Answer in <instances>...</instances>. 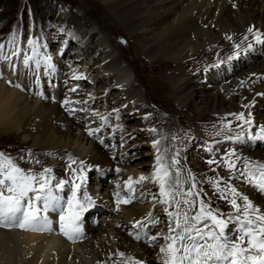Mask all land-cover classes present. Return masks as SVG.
I'll use <instances>...</instances> for the list:
<instances>
[{
    "label": "snow or ice",
    "instance_id": "obj_1",
    "mask_svg": "<svg viewBox=\"0 0 264 264\" xmlns=\"http://www.w3.org/2000/svg\"><path fill=\"white\" fill-rule=\"evenodd\" d=\"M31 28L30 22L29 37L24 42L25 46H21L19 28L11 34L7 44L0 43V65L12 68L18 63L21 68L27 69L31 77L26 84H22L18 77L15 82L9 81L10 85L21 90L34 89L33 94L46 100L56 99L54 91L45 95L44 85L47 83L50 88L56 89L58 66L48 50L49 43L44 39L43 30L41 29L38 36L33 37ZM58 30L65 36L75 39L74 33L62 26H59ZM246 33L241 37L243 45L235 43L234 53L213 67L230 64L241 56L247 57L250 52H255L257 46H264V31L250 26ZM226 38L229 41L233 40L232 35ZM60 43L67 47L64 41ZM41 76L46 79L42 81ZM0 77L7 79L3 71H0ZM72 79L79 81L87 77L73 70ZM78 88L79 85L72 87L70 91L76 93ZM73 104L78 107H72ZM62 106L67 108L69 114L80 111L85 116L98 118L100 127H88L87 134L104 148L115 152V133L122 134L125 128L116 123L112 129L114 135L109 138L113 141L111 147L105 143L104 135L112 127L113 117L119 121V109L101 115L84 106L81 101H71L67 98L62 100ZM251 106L243 107L248 109ZM229 115L241 122L239 125L241 131H235L230 123L222 119L219 125L213 126L216 129L214 135L222 137L224 141L241 145L246 142H264V122L255 124L251 114L246 116L244 112ZM149 118L150 114L144 116L145 120ZM254 126L258 127V132H253ZM147 130L156 137L151 141V147L155 152L151 175H141L138 179L130 176L123 185L126 191H121V185L117 184V190L112 195L115 197L116 210H119L121 204L127 205L133 200L143 198L142 189L145 182L157 186L159 199L157 200L156 196L152 198L166 214L168 231L166 234H154L160 221L149 212L144 219L137 220L131 225L129 235L151 247H155L158 240L162 239L165 242L159 248L157 264H264V206H260L256 196H253L255 192L260 199H264V162L242 157L235 148H230L217 160L215 153L219 149L216 148V144L220 141L207 145L205 150L213 157L207 163L222 166L230 174L226 178L213 177L206 181L214 188L219 198L231 207V211L225 212L218 206L213 207L210 198L205 199L207 197L203 189L205 181L198 182L190 169H184L180 149L171 144L176 137L161 134L155 127ZM162 141L169 143L164 144ZM125 143L127 141L121 138V146ZM44 155L55 154L48 152ZM28 156L34 158L31 152ZM20 159L24 160V157L21 156ZM121 159H127V153L122 154ZM35 163L39 164V159H35ZM66 163L70 169V176L61 179L51 167H45L38 172L26 170L5 152L0 151V228L53 233L55 231L53 225L58 223L59 232L69 241L75 243L86 238L85 213L96 207V200L89 194L87 187L88 172L93 166L70 155L66 158ZM120 171L118 167L115 169L117 173ZM233 179L249 185L252 192L245 194L239 191L230 182ZM137 186L141 188L139 194ZM50 213L58 214V220H54ZM113 256L114 259L110 258L103 264H144L141 259H134L123 251H118Z\"/></svg>",
    "mask_w": 264,
    "mask_h": 264
},
{
    "label": "bare ground",
    "instance_id": "obj_2",
    "mask_svg": "<svg viewBox=\"0 0 264 264\" xmlns=\"http://www.w3.org/2000/svg\"><path fill=\"white\" fill-rule=\"evenodd\" d=\"M104 5L106 10L122 23L130 40L136 42L133 43L132 50L120 54L99 70L94 71V73L97 72V79L105 78L109 87L115 83L114 87L116 86L119 93L123 94L120 96L125 98L122 105L127 102L132 103L136 112L142 115L146 114L145 109L147 108L152 109L153 112L159 111L160 117L162 112H169L177 117L179 125L182 127L187 126L194 120L198 111L191 103V97L196 90L195 78L206 77L211 82L208 88L215 91V95L206 101L205 108L211 115L204 116V119L208 122L202 123L207 130L204 131L203 127H200L202 125L191 126L184 130L189 132L188 135L218 141L219 136L213 134L215 132L213 126L221 123L219 118H223L225 122L226 119L232 117L229 115L230 113L244 112L246 116L251 114L255 124L264 122V114H258L264 105V95H260L264 94V62L257 61L260 66L254 72L248 73V70L241 71V69L237 71L239 64L245 59L255 60V53L261 46H257V50L250 52L247 57L241 56L238 60L231 61L230 64L213 67L214 64L234 53L235 43L243 45L241 37L247 34L246 30L250 26H255L257 29L264 31V0H105ZM228 35H232L233 40L229 41L226 38ZM249 38L251 39V36ZM113 42L115 41L113 40ZM129 49H131V46ZM141 55L144 56V60L140 58ZM151 59L157 60L154 63L157 66L156 71H159L156 76H153L155 84L149 88L146 83H141L144 84L148 94L154 95L156 103L149 104L146 94L145 101L140 103L136 86L141 83L137 84V78L133 83H127L129 78H127L128 74L125 67H134L135 71H138L141 68L137 65L139 60L145 65L146 61ZM0 71H3L4 76H7V79L0 77V86L18 92L26 102L27 107L26 119L21 128L15 132L2 135L13 137L19 132L26 133L29 135L27 141L30 138H35L33 154L43 156L44 153L51 152L55 155H46V158L56 160L60 157L66 159L69 155L75 158L76 154H72L74 148H66L69 144L74 146L81 140L80 132L74 137L73 127L69 126L70 121H67L61 128L59 127V123L65 122V119L68 118V115H64L67 108L62 106V101L55 105L49 104L48 107L46 106L47 108L40 100L28 103L29 97L25 99V96L35 90H21L9 83V81H17L19 77L20 82L26 84L31 78L27 69L21 68L18 63H15L12 68L0 65ZM236 71L238 73L235 76ZM21 73L23 74L21 75ZM166 74L168 76H165ZM59 76L58 72V78H56L58 81H60ZM72 76L73 74L70 77L72 78ZM164 78L166 79L165 82L162 80ZM230 80L231 84L228 88L226 86L223 88L220 86L215 87V84L224 82L228 84L227 82ZM72 86L74 87L75 84H72ZM55 96L59 98L58 95ZM87 97L83 98V101L80 99H76V101H81L82 104L87 106L93 102L92 99H89V102L85 103ZM57 98L56 101H58ZM253 101H255L254 104ZM178 102L185 105L186 111L191 113L190 116L181 111V104ZM244 105L252 106L245 109ZM224 110L228 111L226 115L215 114ZM149 119H151V116ZM240 123L236 121L232 124L237 132L241 131ZM173 124V122L168 121L165 126L172 133L178 134L179 131L177 133L176 130L172 129L174 128ZM257 130H259L258 127L254 126L253 132H257ZM82 140L76 151L79 155L84 152V150L79 151V149L86 137ZM231 145L239 150L237 152L242 157L264 162V151H252L254 142H246L243 145L231 143ZM99 149V143L95 142L91 149L82 154L81 160L94 167L100 164L111 166L108 162L106 163L105 158L100 156ZM42 156L40 157L42 158ZM184 169L187 170V168ZM131 177L134 179L139 178L134 174ZM128 178L129 176H117L116 179H126L127 181ZM236 181L234 185L239 191L245 194L252 192L249 185L239 180ZM149 187L152 190L154 188L158 190L155 185ZM116 190L112 184V189L106 198L108 201L115 199L112 194ZM125 190L121 188V191ZM88 192L94 197L89 188ZM253 196H256L260 206H264V199H260L255 192H253ZM139 204L135 202L123 207L125 217L123 219L119 217V220L117 219L114 222L116 228L113 229V234L100 236L98 242L95 241L93 236V231L96 228L92 225L88 226L89 229L93 228L90 230L92 232L91 237L85 239L82 244L81 240L74 243L67 239V242H64L58 233V223H54L55 231L53 233L4 229L0 231V264H66L68 257L75 262L74 264H82L78 261L77 256L79 255L77 251L82 247L90 250V255L93 256L94 260L92 264H103V262L109 261L110 258H115L113 254L118 251H123L134 259L145 261L144 254H151L150 250L143 242L138 243L129 235L131 225L137 220L144 219L146 214L151 212ZM161 212L164 211L158 204L153 215ZM97 214L96 211L95 215ZM50 216L54 220H58V214L50 213ZM86 222L84 223V229H86ZM155 260L157 261V259H154L153 262Z\"/></svg>",
    "mask_w": 264,
    "mask_h": 264
},
{
    "label": "rangeland",
    "instance_id": "obj_3",
    "mask_svg": "<svg viewBox=\"0 0 264 264\" xmlns=\"http://www.w3.org/2000/svg\"><path fill=\"white\" fill-rule=\"evenodd\" d=\"M104 3L105 0H45L44 2L41 0H0V10H2L0 11V14H9V17L6 19L5 23H0V43L7 44L11 34L17 31L19 28L21 30V45L25 46L24 42H26L29 37V23L31 22L32 36H38L41 32V29L43 30L44 39L49 43L48 50L52 53L54 62L57 64L59 69L60 81L55 79L56 89L53 90L47 85V83L44 85L45 95H49L54 91V94L58 95L59 97L57 98L58 101L51 98L46 100L41 96L33 95L31 91L27 93L28 96H25V99L29 97L28 103H31L34 100H40V102L44 103V107L47 108L49 104H58L64 98L72 101H76V99L83 101V98L90 96L86 98L87 102L85 103H88V100L91 98H94V100L92 99L93 102L87 106H84L91 108L94 112H98L103 115L106 113H113L116 109L120 110L119 121L113 117L112 127H110L107 130V134L104 135L105 143L109 144V147H111V143H113V141H111L109 138L114 135L112 129L115 128L116 123H119L125 128V131L122 134L115 133L114 143L116 144V150L114 153L109 151V149L104 148L95 138L87 134L88 127H100L98 118L85 116L83 112L80 111H77L75 114H69V112L66 111L64 115H68V118L65 119V122L63 121L59 123V127L61 128L65 125V123H67V121H70L72 125L69 124V126L73 127L72 129L74 130V137L77 136L78 132H80L79 136L81 137V140L74 146L69 144V146L66 148H74L72 150V154H76L75 158L78 161L81 160L82 154L85 151L91 149L96 142L100 145V156L105 158L106 163L108 162V164L111 165L106 166L100 164L97 165V167L93 166L92 170L88 172V179L90 180V183L87 187L94 195L93 199L96 200V207L92 208V212L88 211L86 213L85 221H87V228L89 225H92L96 228L95 231H92L94 232L93 236L95 237V241L98 242L100 236H109L113 234V229L116 228V226H114V222H116L117 219L119 220V217H121V219L125 217V214H123L122 210L123 207L137 202L138 204L140 203L139 205L143 208H146L154 213L158 203L156 200H153L152 197L156 196L157 200L159 199L158 190L154 187H152L154 188L152 190L149 187L152 184L148 182H145L142 189L144 193L143 198L139 200H133L134 202L130 203L129 205L121 204L119 210H116L115 199H110L109 201L106 199L109 191L112 189V184L114 188H116L117 184H120L121 188H123L126 179H116L117 176L130 177L132 174L137 175V177H140L141 175L150 176L152 165L154 164L155 160V152L151 147V141L152 139L156 138L150 131L147 130L150 127H155L161 134H166L169 137H176L175 140L171 141V144H174L176 148L180 149V159L181 163H183V167L187 168V170L190 169L192 173L196 175L198 182L205 181L203 184L204 192L207 193V197H205V199L207 200L210 198L213 207L218 206L222 211H231V207L224 200L219 198L211 185L206 183L209 178H226L230 175L226 168H222L221 166L218 167L216 164L209 165L207 163V161L213 157L205 149L207 145L214 144L217 141H213L210 138L207 140L205 138H197L192 135H188V131H184L186 128L191 126L202 125L200 127H203L202 122H208V120L204 119V116H210L211 114L208 113L207 109L205 108L206 101L215 95V91L208 88L211 85V82H209L208 78L206 77H204L205 80L204 78H195L194 85L196 90L191 97V103L193 104L195 110L198 111L194 120L191 121L187 126L184 125L182 127L179 125V122H177V117L171 115L169 112H162L160 117L158 114L159 111L153 112L152 109L147 108L145 109L146 114L142 115L141 113L136 112V109L132 106V103L127 102L125 105H122V102L125 98L120 96L123 94L119 93V90L116 88V86L114 87L115 83L109 87V85H107L106 79H97V72L94 73V71L99 70L110 60L120 56V54L132 50L134 46L133 43L136 42L130 40L122 23L118 18L106 10ZM85 12L88 13V19L89 17L94 18L101 27V30L98 32L97 25L92 24V28L89 31L90 37L88 39L83 37V28L81 27V23L78 20V16H82ZM85 21L87 22V19ZM59 26H62L64 29L74 33L75 39L65 36L63 32L58 30ZM113 40L115 42H113ZM60 41H64L67 44V47H64ZM130 46L131 49H129ZM61 52L63 53L62 55ZM255 54L254 61L245 59V62L242 61L239 64L237 71H240V69L241 71L248 70V73L256 71V69H258L260 66V63L258 62H264V46H261ZM98 56L100 57L98 58ZM140 58L143 60L145 59L142 55ZM147 61L146 64L143 65L142 61L139 60L137 65L139 68L141 66V68L138 71H135L134 67H125V70L128 74L127 78H129L127 79V83H133L137 78V84L143 82L146 83L149 88L154 86L155 82L153 76H156L159 72L156 71L157 66L154 63L157 60L151 59ZM73 70L83 74L87 77V79L79 81L73 80L70 77L71 74H73ZM237 71L234 73L235 76L238 73ZM42 72L43 69H41V73ZM165 73H167V71H165ZM165 76H168V74ZM56 78L58 77L56 76ZM41 79L43 81L46 78L41 76ZM162 80L164 82L166 81L165 78ZM229 82H227L228 84H226V82L215 84V87L220 86L223 88L226 86V88H228L231 84V80ZM143 83L136 86L137 96L140 100L139 102L141 103L145 101L146 94V98H148L147 102L149 104L156 103L154 95L148 94ZM72 84H75V86L79 85L78 91L76 93H72L70 91V89L73 87ZM72 107L78 106L73 104ZM180 109L189 116L191 115L190 112L186 111L184 104L180 105ZM217 113L226 115L228 111L224 110L216 112L215 114ZM148 114H150L151 119L145 120L144 116ZM258 114H264V105ZM219 119L222 120L223 118ZM85 121H87V123H85ZM168 121L174 123V128L172 129L176 130L177 133L179 131L178 134L172 133V131L165 126ZM225 122L232 125L236 122V120L230 117L229 119H226ZM202 129L204 131L207 130L204 127ZM208 129L213 130L212 128ZM213 131H216V129ZM28 136V134L22 132L17 133L13 137H5L0 134V151L5 152L6 155H8L10 158L16 161L19 166L25 168L26 170L38 172L43 170L45 167H51L54 169L56 176L63 179L65 177V172L70 170L66 164V159L60 157L58 160H56L52 158H46V155H43L45 156L43 157L39 154H34V158H29L28 153H32L33 151L35 138H30L29 141H27ZM84 137H86V140L79 149V151L84 150V152L79 155L76 151L78 146L83 141L82 138ZM219 137L217 140L220 141V143L216 144V148H218L219 151L215 153V158L217 160H219L220 157L230 148H233L231 142L224 141L222 137ZM121 138L127 141V143H125L123 146H121ZM162 143L168 144L169 141H162ZM260 150L264 151V142H254L252 151ZM237 151L239 152V150ZM124 153H127V159L122 160L121 156ZM21 156L24 157V160L20 159ZM40 156H42V158ZM113 156L115 159H113ZM35 159H39L40 163H35ZM117 167L121 169L119 173L115 172ZM101 173L103 174L101 175ZM230 182L234 185L237 181L233 179ZM221 186L223 187V184ZM140 192L141 188L139 187L137 194ZM96 211L98 212L97 215H95ZM154 216L160 221V223L156 225V231L154 234H166L168 231V220L165 212H161L157 215L154 214ZM133 240L138 243L142 242L137 241L134 238ZM164 243L165 242L162 239L155 243V247H151L144 243L145 246H147V248L150 250L149 252H151V254H144V264H157L158 258L160 256L159 248ZM78 251L77 254L79 255L77 256L80 263H93L94 260L93 256L90 255V250H86V248L83 249L82 247ZM148 257L151 258L149 259ZM154 259H157V261L155 260V262H153ZM65 263L74 264L75 262L68 257Z\"/></svg>",
    "mask_w": 264,
    "mask_h": 264
},
{
    "label": "clouds",
    "instance_id": "obj_4",
    "mask_svg": "<svg viewBox=\"0 0 264 264\" xmlns=\"http://www.w3.org/2000/svg\"><path fill=\"white\" fill-rule=\"evenodd\" d=\"M26 115V102L20 94L0 86V134H9L20 129Z\"/></svg>",
    "mask_w": 264,
    "mask_h": 264
},
{
    "label": "trees",
    "instance_id": "obj_5",
    "mask_svg": "<svg viewBox=\"0 0 264 264\" xmlns=\"http://www.w3.org/2000/svg\"><path fill=\"white\" fill-rule=\"evenodd\" d=\"M42 2H44L45 0H41ZM2 11V10H0ZM1 13V12H0ZM87 12L83 13L82 16H78V20L80 21V25L81 27L83 28V37L84 38H89L90 35H89V31L90 29L92 28V24H96L97 27H98V32L101 30V27L99 26V24L96 22V20L92 17H87ZM9 17V14H5V13H2L0 14V23L3 24L5 23L6 19ZM87 19V22L85 21Z\"/></svg>",
    "mask_w": 264,
    "mask_h": 264
}]
</instances>
